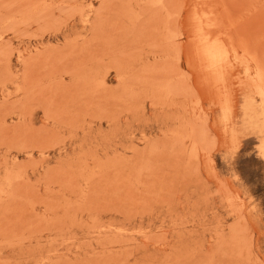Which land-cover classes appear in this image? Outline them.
Here are the masks:
<instances>
[{"label": "rangeland", "instance_id": "374dc122", "mask_svg": "<svg viewBox=\"0 0 264 264\" xmlns=\"http://www.w3.org/2000/svg\"><path fill=\"white\" fill-rule=\"evenodd\" d=\"M0 264H264V0H0Z\"/></svg>", "mask_w": 264, "mask_h": 264}, {"label": "bare ground", "instance_id": "6f19581e", "mask_svg": "<svg viewBox=\"0 0 264 264\" xmlns=\"http://www.w3.org/2000/svg\"><path fill=\"white\" fill-rule=\"evenodd\" d=\"M201 10H202V9H201ZM201 10H200V12H201ZM196 12H197V11H194V14H195ZM203 12H204V10H203ZM201 14L204 15L205 13H202V12H201L200 15H201ZM206 14H207V13H206ZM206 14L204 15L205 17L208 15V14H207V15H206ZM203 15H201V16H203ZM210 15H211V14H210ZM210 15H208V16L210 17ZM194 16H195V15H194ZM196 16L198 17V15H196ZM196 16H195V19L197 18ZM208 16H207L206 18H208ZM197 19L199 20L200 18L198 17ZM198 20H197V22H198ZM200 20H201V19H200ZM204 20H205V19H204ZM213 20H214V19H213ZM202 21H203V20H202ZM192 22H193V21H192ZM195 22H196V21H195ZM197 22H196V23H197ZM200 22H201V21H200ZM207 22H208V20H207ZM207 22H206V23H207ZM209 22H210V20H209ZM210 23H211V22H210ZM199 24H200V23H199ZM199 24H198V26H199ZM201 25H202V24H201ZM201 25H200V26H201ZM204 25H205V28H208V27H206V24H204ZM210 25H211V24H210ZM198 26H197L196 28L199 29L200 26H199V27H198ZM202 27H204V26H202ZM210 27H211V26H209V28H210ZM212 27H213V26H212ZM201 29H202V28H201ZM195 30H196V29H195ZM199 30H200V29H199ZM199 33H201V32H199ZM222 35L224 36V34H222ZM202 36H203V35H202ZM207 38H208V36H207V37H204V40L207 39ZM213 38H215V37H213ZM208 39H209V38H208ZM208 39L205 40V41H204L203 39H202L203 41L201 40L203 43H200L201 46H199V44H198V46L200 47V50H199V51L203 54L202 56L205 57V58L203 57V60L206 59L207 62H208L209 64H214V63L217 62L218 59L221 60V59L219 58V55L222 56V54H220V50H219V46H218L219 43H215V42H213V39H212V40H208ZM193 40H194V39H193ZM197 40H198V42H199V39H197ZM197 40H196V41H197ZM194 41H195V40H194ZM214 41H215V40H214ZM216 41H217V40H216ZM217 42H218V41H217ZM193 44H195V43H193ZM220 44H221V43H220ZM229 45H230V44H229ZM221 46H223V45H221ZM195 47H196V46H195ZM193 48H194V47H193ZM220 48H221V47H220ZM224 48H226V47H224ZM230 48H231V47H230ZM193 51H194V50H193ZM195 52H197V51H195ZM195 52H193V53L195 54ZM226 54H228V53H226ZM196 56H197V55H196ZM200 56H201V55H200ZM224 58H225V57H224ZM227 59H228V58H227ZM227 59H226V60H227ZM197 60H198V59H197ZM197 60H196V61H197ZM203 60H202V62H203ZM219 60H218V61H219ZM224 60H225V59H224ZM226 60H225V61H226ZM204 62H205V61H204ZM226 62H227V61H226ZM217 63H218V62H217ZM222 63H224V62L222 61ZM199 64H200V63H199ZM202 64H203V63H202ZM224 64H225V63H224ZM224 64H223V65H224ZM216 65H217V64H216ZM218 65H219V63H218ZM206 66H207V65H206ZM208 66H209V65H208ZM213 66H215V65H213ZM224 66H226V65H224ZM202 67H203V66H202ZM216 67H219V66H216ZM216 67H212V68H213V69L215 68V71H216ZM203 68L205 69V67H203ZM204 69H203V70H204ZM208 69H210V66H209ZM217 70H220V68H218ZM211 71H212V70H211ZM211 71H210V72H211ZM215 71H214L215 77H216L217 79H220V78H218V76H216V73H217L218 71H217L216 73H215ZM221 71H222V70H221ZM219 72H220V71H219ZM219 72L217 73L218 75L221 74V73L219 74ZM224 72H225V71H224ZM207 73H209V71H208ZM212 73H213V71H212ZM258 76H259V75H258ZM214 79H215V78H214ZM216 81H217V80H216ZM259 85H261V83H260ZM262 88H263V87H262ZM258 89H259V88H258ZM260 89H261V87H260ZM260 89H259V90H260Z\"/></svg>", "mask_w": 264, "mask_h": 264}]
</instances>
